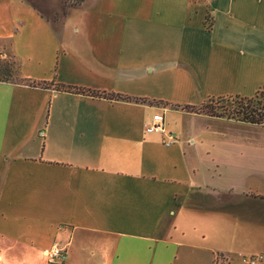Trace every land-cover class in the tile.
<instances>
[{
  "label": "crops",
  "instance_id": "obj_1",
  "mask_svg": "<svg viewBox=\"0 0 264 264\" xmlns=\"http://www.w3.org/2000/svg\"><path fill=\"white\" fill-rule=\"evenodd\" d=\"M9 42L0 264H264V124L182 110L264 92V0H0Z\"/></svg>",
  "mask_w": 264,
  "mask_h": 264
},
{
  "label": "trees",
  "instance_id": "obj_2",
  "mask_svg": "<svg viewBox=\"0 0 264 264\" xmlns=\"http://www.w3.org/2000/svg\"><path fill=\"white\" fill-rule=\"evenodd\" d=\"M72 2H75L77 4L81 3V0H70ZM20 67L18 69V72L20 73ZM4 74V76H0V81H13V82H24L26 81L25 79H21L16 76L14 70L11 68V65L6 63L4 67L0 66V75ZM33 86H53L55 85V81L51 83H45V82H37L33 81L30 83ZM56 87L60 91H68L72 93H78V94H85V93H90L89 90H86L81 87H76V86H68L64 84H56ZM93 94L99 95L98 92H92ZM112 97H117L120 99H130L128 97H123L120 95H108ZM213 99H219V100H239V109L235 112V115L232 117L234 119H237L240 122H245V123H250V124H257V125H263L264 124V92L260 93L256 98L253 99H243L240 97H218V98H211L209 100ZM177 108L180 107V105H176ZM191 109L192 107L189 106H184L182 107V110H186L189 112H193ZM231 118V117H230Z\"/></svg>",
  "mask_w": 264,
  "mask_h": 264
},
{
  "label": "rangeland",
  "instance_id": "obj_3",
  "mask_svg": "<svg viewBox=\"0 0 264 264\" xmlns=\"http://www.w3.org/2000/svg\"><path fill=\"white\" fill-rule=\"evenodd\" d=\"M6 50L4 49L3 46L0 47V52H6L8 54H12V47H11V42H9V44H6ZM33 56L29 59L32 60ZM32 63V61H29V63ZM6 63L11 65V68L14 70V75L15 77L18 76L20 78V73L18 72V69L20 67V64L16 61L15 58L11 57H1L0 56V66L4 67L6 65ZM27 64V62H26ZM29 66H31L32 68L33 63L29 64ZM31 67H28L27 69L29 70H33L35 71V69H32ZM21 72V70H20ZM0 76H4V74H1ZM21 79V78H20ZM239 109V100L236 99H232V100H219V99H213V100H209L206 103H204L203 105H201L200 107H194L193 109H191L193 112H197V113H201V114H206L209 116H213L216 118H224V119H231L234 120L236 122H240L237 119L232 118L235 115V112ZM231 117V118H230ZM176 116L171 115V116H167V122L170 124L171 129H173L174 131L178 132V123L177 120L175 119ZM236 129H241V127H237ZM262 137L261 140L264 143V133H261ZM260 138V137H259ZM258 188V185H256ZM262 189V188H261ZM45 259L42 262H47L49 264H64V262H50L46 256H44Z\"/></svg>",
  "mask_w": 264,
  "mask_h": 264
},
{
  "label": "built area",
  "instance_id": "obj_4",
  "mask_svg": "<svg viewBox=\"0 0 264 264\" xmlns=\"http://www.w3.org/2000/svg\"><path fill=\"white\" fill-rule=\"evenodd\" d=\"M145 128L148 132H160L167 134L169 137V141L167 142L168 145L176 140L175 136L167 131L165 116L163 114L155 115L153 121L146 125ZM42 136H45V133H42ZM44 254L50 262H64L67 259L66 250L57 244L45 249ZM251 262L252 264L256 263L255 260H252Z\"/></svg>",
  "mask_w": 264,
  "mask_h": 264
}]
</instances>
